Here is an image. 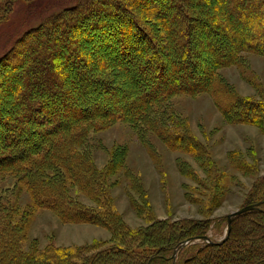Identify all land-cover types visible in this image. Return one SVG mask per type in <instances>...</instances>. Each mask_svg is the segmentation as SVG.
Returning a JSON list of instances; mask_svg holds the SVG:
<instances>
[{"label": "trees", "instance_id": "16d2710c", "mask_svg": "<svg viewBox=\"0 0 264 264\" xmlns=\"http://www.w3.org/2000/svg\"><path fill=\"white\" fill-rule=\"evenodd\" d=\"M242 52L264 55V0H79L21 36L0 57V172H19L35 206L107 227L121 244L27 250L25 216L0 195V264H264V198L231 218L229 234L227 217L152 218L131 232L105 195L112 163L98 168L83 148L91 130L119 119L158 131L149 116L169 111L166 101L203 92L228 122L264 130V98L217 81ZM183 132L157 134L201 156L202 143ZM74 187L97 206L72 197Z\"/></svg>", "mask_w": 264, "mask_h": 264}, {"label": "rangeland", "instance_id": "374dc122", "mask_svg": "<svg viewBox=\"0 0 264 264\" xmlns=\"http://www.w3.org/2000/svg\"><path fill=\"white\" fill-rule=\"evenodd\" d=\"M9 1L0 0V15L3 13L0 57L43 19L79 0H14L9 12L4 14V3ZM89 49L93 50L91 46ZM90 54L89 59L96 56ZM216 75L218 82L243 96L264 98L263 54L242 52L238 63L218 68ZM166 102L169 111L163 108L161 115L152 114L149 121L156 127L162 125L160 130L184 131L195 137L203 145L201 156L173 148L157 134L160 130L141 129L138 123L135 126L120 119L105 128L91 130L83 146L92 154L98 168L112 163L105 195L131 232L150 225L152 218L215 221L255 199L264 198L261 127L228 122L216 98L209 93L177 95ZM24 182L19 172H0L2 204L10 212L14 205L18 206L25 216V249L29 250L35 243L41 249L49 245L91 246L94 248L88 253H96L115 243L121 244L107 227L67 223L53 210L35 206ZM71 195L85 205L97 206L78 187L72 189ZM217 234L214 236L220 237Z\"/></svg>", "mask_w": 264, "mask_h": 264}, {"label": "water", "instance_id": "95a60500", "mask_svg": "<svg viewBox=\"0 0 264 264\" xmlns=\"http://www.w3.org/2000/svg\"><path fill=\"white\" fill-rule=\"evenodd\" d=\"M257 208H259L258 204H248V205H245V206L237 209L236 211H233V212L229 213L227 215V223H228L227 233L229 234V230H230V226H231V218L233 216L241 214V213L249 211V210H252V209H257ZM204 239L210 240L208 236H204ZM189 241L190 240H186L180 247H182L184 244L188 243ZM177 252H178V249H176V251L174 253V257H176Z\"/></svg>", "mask_w": 264, "mask_h": 264}]
</instances>
